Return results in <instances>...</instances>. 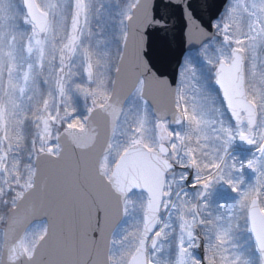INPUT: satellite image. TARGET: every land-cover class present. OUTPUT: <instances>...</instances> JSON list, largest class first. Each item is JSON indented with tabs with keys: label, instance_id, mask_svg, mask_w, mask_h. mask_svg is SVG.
I'll return each instance as SVG.
<instances>
[{
	"label": "snow or ice",
	"instance_id": "1",
	"mask_svg": "<svg viewBox=\"0 0 264 264\" xmlns=\"http://www.w3.org/2000/svg\"><path fill=\"white\" fill-rule=\"evenodd\" d=\"M160 2L0 0V264H264V0Z\"/></svg>",
	"mask_w": 264,
	"mask_h": 264
},
{
	"label": "water",
	"instance_id": "2",
	"mask_svg": "<svg viewBox=\"0 0 264 264\" xmlns=\"http://www.w3.org/2000/svg\"><path fill=\"white\" fill-rule=\"evenodd\" d=\"M157 3L159 10L164 11L163 3L160 0H157ZM192 3L196 8L197 18L207 23L210 17L214 18V14H219L223 10L227 0H192ZM172 11L175 13L173 16L175 27L169 29L167 35L161 32L154 33L152 37L158 43L166 45V66L170 76L174 74L177 56L182 50L187 51L189 48L188 41L183 35L185 25L180 19V13L176 10ZM193 47L195 49V45Z\"/></svg>",
	"mask_w": 264,
	"mask_h": 264
},
{
	"label": "rangeland",
	"instance_id": "3",
	"mask_svg": "<svg viewBox=\"0 0 264 264\" xmlns=\"http://www.w3.org/2000/svg\"><path fill=\"white\" fill-rule=\"evenodd\" d=\"M195 50V49H194ZM236 150L243 153L245 152L247 149L245 147H242L239 143L236 145ZM202 251V249H201Z\"/></svg>",
	"mask_w": 264,
	"mask_h": 264
}]
</instances>
